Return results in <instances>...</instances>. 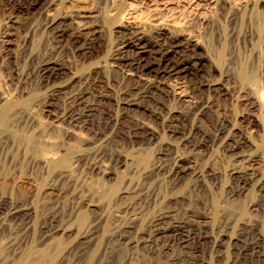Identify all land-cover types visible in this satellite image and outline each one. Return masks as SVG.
I'll return each instance as SVG.
<instances>
[{
    "label": "rangeland",
    "instance_id": "374dc122",
    "mask_svg": "<svg viewBox=\"0 0 264 264\" xmlns=\"http://www.w3.org/2000/svg\"><path fill=\"white\" fill-rule=\"evenodd\" d=\"M0 264H264V0H0Z\"/></svg>",
    "mask_w": 264,
    "mask_h": 264
},
{
    "label": "bare ground",
    "instance_id": "6f19581e",
    "mask_svg": "<svg viewBox=\"0 0 264 264\" xmlns=\"http://www.w3.org/2000/svg\"><path fill=\"white\" fill-rule=\"evenodd\" d=\"M168 75V74H167Z\"/></svg>",
    "mask_w": 264,
    "mask_h": 264
}]
</instances>
